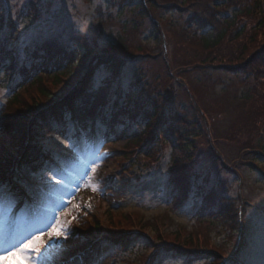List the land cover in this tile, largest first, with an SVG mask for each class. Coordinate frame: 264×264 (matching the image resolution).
<instances>
[{"label": "rangeland", "instance_id": "rangeland-1", "mask_svg": "<svg viewBox=\"0 0 264 264\" xmlns=\"http://www.w3.org/2000/svg\"><path fill=\"white\" fill-rule=\"evenodd\" d=\"M15 1L22 2L21 5L28 2ZM66 1L42 0V12L47 15L46 12L53 9L50 4L61 8ZM133 2L135 0L127 2L130 3L126 10L127 20L135 18L134 8L139 1ZM259 2V16L264 18V0ZM148 6L151 7L150 4ZM150 9L159 24L158 28L153 34H142L144 41L140 42L144 43V53L129 62L124 71L126 81L136 77L142 68H156L161 60L173 62L178 55L176 47L178 51H183L189 46L178 36L181 21L174 25L176 17L160 6ZM88 11L81 9L77 20L81 28L94 34L100 42L117 37L121 22L117 24L120 18L116 11L111 15L90 14ZM8 18L4 34L9 41H16L31 32L12 13ZM126 27L131 28V25ZM129 32L132 34L131 29ZM22 37L20 40L26 38ZM260 39L263 46L264 36ZM138 52L142 51L132 54ZM174 69V77L168 82L171 88L164 89L168 98L172 103L174 99L179 102L183 92L190 96L187 97L188 102L180 101L182 107L173 105L176 110L185 109L192 117L203 120L209 115L216 119H211L213 123L207 126L213 134L211 141L196 140L197 145L208 148L192 164L196 173L188 176L190 182L183 186L171 181L175 178L171 170L175 161L180 158L190 161L195 153L189 151L180 156V138L175 133H167V141L158 142L156 146L145 140L144 145L137 147L136 143L129 141V137L114 140L110 136H102V140L92 144L71 138L73 144L69 146L63 137L41 136L37 129L31 128V124H38L35 117L39 113L29 116L27 122L15 126V129L18 127L26 132L18 147L4 146L1 149L4 142L0 140V168L1 165L9 167L10 185L13 186L5 184V190L0 193V240L6 242V247L28 239L37 231L46 230L54 222L56 211L62 209L64 201L74 195L73 203H80L81 209L74 210L77 219L67 225L68 238L49 241L41 255L33 257L35 264H264V222L259 219L261 209H264V108L255 131L244 132L241 139L230 137L240 124L235 117L238 110L254 114L258 107L248 103L234 107V102L239 105L238 101L224 96V85H209L206 80L209 73L202 67L174 66ZM242 73L243 78L260 86L259 81L253 78L251 68L244 69ZM228 81L232 88L245 86L244 81L238 78ZM163 83L160 81V84ZM260 83L264 86V81ZM24 97L28 103L33 98L39 99L35 90ZM220 97L221 100H217ZM8 101L12 103L13 97L1 88L0 139L7 136V126L1 113ZM221 102L223 106L219 107ZM136 127L131 132H137ZM71 129L72 124L67 133L69 136ZM42 153H53L54 157L68 163L71 169L78 166L74 172L67 173L69 178L77 184H98L99 190L92 192L90 188H81L79 192H73L77 184L70 185L72 181L61 174L56 176L71 188L44 180L43 172L47 167L44 161H38ZM25 156L32 157L31 165L21 163ZM82 156H86L90 164H98L94 175L85 166L82 168L79 162ZM33 163L36 165L33 166ZM86 170L89 177L81 181ZM15 193L19 197H13ZM230 200H234L235 204L229 203ZM209 203L212 210L206 206ZM224 206L231 214L235 209L239 210L240 224L245 222L241 224L242 236L239 231L235 239H238L237 247L232 246L231 234L237 233L232 231L229 221L215 215L222 213ZM208 212L210 215H206ZM67 253H76L78 257L65 263ZM215 253H219L220 257ZM0 264H20V261L17 256H9Z\"/></svg>", "mask_w": 264, "mask_h": 264}, {"label": "trees", "instance_id": "trees-1", "mask_svg": "<svg viewBox=\"0 0 264 264\" xmlns=\"http://www.w3.org/2000/svg\"><path fill=\"white\" fill-rule=\"evenodd\" d=\"M41 1L28 0L21 5L22 2L15 0H0V89H9L13 95V102L8 101L1 113L7 126V136L0 139L4 142L1 149L18 147L26 133L18 129L20 122H27L29 116L38 113L35 117L38 124H29L41 136L66 137L64 135L73 124L72 138L80 140L83 137L87 143L100 139L101 130L114 140L129 137L137 147L144 145L145 140L156 146L158 142L167 141V133H175L180 138V156L195 152L190 161L180 158L171 167L175 176L171 181L185 186L190 182L188 176L196 173L192 164L208 148L203 149L196 140L211 141L213 134L207 126L213 123L211 119H216L209 115L203 120L192 117L185 109L176 110L175 107H182L180 101L188 102L189 95L183 92L179 102L174 99L171 103L168 98L164 89L171 88L168 82L174 77V66L202 67L209 73V77L206 75L209 85H224V96L238 101L239 105L234 102V107L244 103L258 107L254 114L238 110L235 117L240 124L230 137L241 139L244 132L256 130L264 108V86L260 83L264 81V45L261 46L260 39L264 36V18L259 16V0H168L162 3L160 0H135L133 3L139 1V4L134 8L133 20L126 18L129 0H68L61 8L50 4L54 11L46 10L47 15L42 12ZM158 6L176 17L174 25L182 22L178 36L189 46L183 51H178L177 46L178 55L173 62L161 60L156 68H142L136 77L126 81L124 71L129 62L144 53V43L140 42L144 41L142 34H153L158 28L150 9ZM81 9H89L87 13L90 14L111 15L116 11L120 18L117 24L122 23L117 37L100 42L94 34L81 28L77 22ZM11 13L24 28L31 29L28 35L16 41H9L4 35ZM129 25L131 28L126 27ZM21 37L26 38L20 40ZM137 50L142 52L133 55ZM249 68L260 86L243 78V70ZM233 78L244 81L245 86L232 88L228 80ZM160 81L165 83L160 84ZM32 90L37 92L39 99L33 98L28 103L24 95ZM221 105L222 102L218 106ZM214 115L218 117L219 113ZM135 125L138 131L131 132ZM31 159L25 156L21 163L31 165ZM38 161L49 162L43 155ZM8 169L1 165L0 181L10 183ZM229 203L235 204L234 200ZM206 206L212 210L211 203ZM222 210V213L213 212L229 221L232 231L237 233L231 234L232 246L237 247L238 239H235L244 223L240 224V211L235 209L231 214L225 206ZM215 254L220 257L219 253Z\"/></svg>", "mask_w": 264, "mask_h": 264}, {"label": "snow or ice", "instance_id": "snow-or-ice-1", "mask_svg": "<svg viewBox=\"0 0 264 264\" xmlns=\"http://www.w3.org/2000/svg\"><path fill=\"white\" fill-rule=\"evenodd\" d=\"M69 146H72L73 142L71 138L66 137ZM98 164L93 162L91 164L85 163V168L90 169L92 175L95 174ZM85 177H89V171H85L84 176L81 177V181ZM44 180H50L56 186L70 187V185L65 184L64 181L56 176V171L53 169H46L43 172ZM5 185L0 182V193L5 190ZM81 188H90L92 192L99 190V185L95 183H81L77 184L73 188V192H79ZM75 196H71L70 199L64 201V206L62 209L56 211L55 220L51 223L46 230H40L34 233L28 239L21 241L18 244H12L11 247H6V242L0 240V261L6 260L9 256H17L19 258L20 264H35L33 257H39L41 255L42 249L48 244L49 241L67 239L68 231L67 225L71 223L72 220L77 219L74 214L75 211L81 209L80 203H73ZM71 205V207H69ZM71 217L70 219H66ZM259 219L264 222V209H261ZM47 237V240L45 239Z\"/></svg>", "mask_w": 264, "mask_h": 264}]
</instances>
